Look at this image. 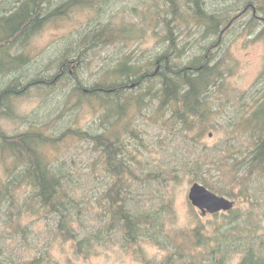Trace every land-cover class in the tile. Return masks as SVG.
Here are the masks:
<instances>
[{
	"label": "trees",
	"instance_id": "1",
	"mask_svg": "<svg viewBox=\"0 0 264 264\" xmlns=\"http://www.w3.org/2000/svg\"><path fill=\"white\" fill-rule=\"evenodd\" d=\"M55 1L0 0V75H8L15 80L12 85L0 91V100L7 96L8 99L17 96L28 87H48L46 83L51 84L50 82L58 79L67 80V85L72 86L71 95L75 96L77 106L82 102L90 104L97 116L95 125L86 129L69 127L63 135L82 139L98 152L92 165L95 168L101 167V181L106 186L97 203L108 221L90 235L79 238L75 227L78 223L77 215L82 209H89L91 201L78 200L77 188L71 180L65 161L51 157L45 151L46 146L53 147L61 139L53 137L40 127L30 126L25 131L8 135L0 126V157L5 169V177H0V226L11 218L14 210L17 211L24 205L36 212L57 215V232L63 237L76 239L80 250L81 246L90 247L93 241L98 240L101 231L105 234L117 231L128 241L135 240L146 224H157L161 213L143 215L139 212L132 213L129 209V182L136 176L124 139H128L130 135L137 136L135 119L153 101L157 104L151 116L161 119L162 113L170 111L165 122L172 128L178 127L179 132L189 135L199 127L192 138L194 141L200 133H213L215 125L212 121L216 118L224 119V116L220 114V108L212 106L210 99L212 93L216 92L217 80L224 76V68L221 61L214 54H209V51L221 44V34L229 31L243 16H249L247 24L251 31L260 21L264 22V0H142L138 6L130 9L127 8V0ZM117 2L127 5L125 12L131 11L129 14L132 22H114L119 12L112 9V5ZM217 4L219 5L216 6ZM82 6L91 8L94 15L86 22L85 28H82L79 39L62 48L63 52L60 51L59 56L53 60L56 67L54 66L52 74L41 75L34 71L32 75L37 78L31 76L23 83L21 79L31 75L23 72L30 65H36L33 63L36 61L31 58L32 54L27 50L29 39L45 22L62 18L73 8ZM149 27L154 28L156 33L160 27L165 30L161 35L162 47L158 54L142 60L136 53H124L104 71L101 69L93 83L85 85L81 81L75 83L72 80V72L75 73L73 70L82 67L85 61L82 57L86 52L104 49L118 42L127 44L133 36L144 34ZM181 27L186 28L187 35L200 36L198 44L201 49L204 47V53H197L188 57L187 61L184 60V56L188 54V45L193 41L178 38ZM260 33L264 34V26ZM262 84L256 87L257 92L254 90L251 109L234 111L223 124L225 132H240L250 140L246 146V154L234 163V177L240 180L241 195L249 197L252 209L247 212L248 216L244 220L240 221L239 218L242 217L239 216L230 225V235H226L235 237L236 241L245 245V255L240 264H264V238L255 235V226L249 221L258 203L252 197L256 195L259 179L264 176V83ZM8 93L15 95H7ZM202 167L204 164L200 160L193 164L191 170H194L196 177L204 175ZM153 176L160 179L162 175ZM198 180L215 192L230 195L222 186L209 184L203 177ZM22 186L28 189V196L23 204H17ZM162 209L163 213H167L170 207L164 203ZM18 212L14 214L16 217ZM195 233L197 242L200 243L203 233ZM220 241L219 239L217 244ZM218 248L221 250V245L213 248V251L220 252L216 250ZM44 263V255L28 261H15L6 256L0 246V264Z\"/></svg>",
	"mask_w": 264,
	"mask_h": 264
},
{
	"label": "rangeland",
	"instance_id": "2",
	"mask_svg": "<svg viewBox=\"0 0 264 264\" xmlns=\"http://www.w3.org/2000/svg\"><path fill=\"white\" fill-rule=\"evenodd\" d=\"M127 2L128 7L122 2L112 5V9L119 12L114 21L117 24L132 22L129 14L131 11L125 12V7L130 9L138 6L142 0ZM93 15L91 8L82 6L73 8L62 18L45 22L29 39L27 50L36 65H30L23 72L31 75L21 81L25 83L32 78L34 71L41 75L50 74L56 67L53 60L64 46L79 39V33H82V28H85L86 22ZM248 20L249 16L240 18L229 31L221 34V44L209 51V54H214L221 61L224 68V76L217 80L216 92L212 93L210 99L212 106L220 108V114L224 116V119L216 118L212 121L215 125L213 133H200L194 141L192 138L199 127L189 135L179 132L178 127L172 128L165 122L170 111L162 113L161 119L151 116L157 104L153 101L135 119L137 136L130 135L124 139L136 176L129 182L128 207L136 214L161 213L155 224L157 226L146 224L137 238L131 241L124 239L117 231L109 234L101 231L98 240L93 241L90 247L81 246L80 250L76 239L63 237L57 232V215L36 212L30 206L23 205L17 209V217V211L14 210L11 218L0 226L3 253L15 261H28L44 255V264H210L211 254H215L212 253L213 248L222 245L221 250L216 249L220 252L216 253L223 255L224 264H240L245 255V245L236 241L235 237L226 235H230V225L239 216L242 217L240 221L244 220L252 209L249 197L241 195L240 180L234 177V163L246 154L250 140L240 132H225L223 124L234 111L251 109L254 90L264 83V34L260 33L264 22L260 21L251 31ZM153 29L149 27L144 34L133 36L127 44L118 42L104 49L89 50L82 57L85 60L82 67L73 70L76 74L72 72V80L75 83L81 81L85 85L91 84L102 70L114 64L116 58L124 53H136L142 60L158 54L162 47L161 35L165 30L160 27L156 33ZM181 30L178 35L180 40L193 41L188 45V54L184 60L205 52L204 47L201 49L198 44L201 40L198 34L187 35L184 27ZM12 81H15L14 78L0 75V91L12 85ZM50 83L46 84L48 87H28L17 96L9 99L7 96L0 100V126L8 135L25 131L30 126L40 127L61 139L53 147L46 146L45 151L51 157L65 161L77 188L78 200L91 201L89 209H82L77 215L78 223L75 227L79 232L78 237L83 238L108 221L97 203L106 185L101 181V167L95 168L92 165L98 152L88 142L69 135L65 137L63 132L69 127L86 129L95 125L97 116L89 103L82 102L77 106L75 96L71 95L72 86L67 85L66 80L57 79ZM198 160L204 164V175L196 177L191 169ZM4 170L0 157V177H5ZM153 174L162 176L157 179ZM200 177L205 178L209 184L227 190L230 195L208 188L234 200L235 209L202 215L192 206L188 200V191L194 182L203 184L198 180ZM257 184L256 195L252 197L258 200L257 208L249 221L255 226V235L264 238V176ZM27 190L24 186L20 188L21 196L17 204H23L28 196ZM164 203L170 207L167 213L162 211ZM196 231L203 233L200 243L197 242ZM219 239L221 241L217 244Z\"/></svg>",
	"mask_w": 264,
	"mask_h": 264
},
{
	"label": "water",
	"instance_id": "3",
	"mask_svg": "<svg viewBox=\"0 0 264 264\" xmlns=\"http://www.w3.org/2000/svg\"><path fill=\"white\" fill-rule=\"evenodd\" d=\"M188 200L202 215L226 212L235 207L234 200L218 195L199 182L189 188Z\"/></svg>",
	"mask_w": 264,
	"mask_h": 264
},
{
	"label": "flooded vegetation",
	"instance_id": "4",
	"mask_svg": "<svg viewBox=\"0 0 264 264\" xmlns=\"http://www.w3.org/2000/svg\"><path fill=\"white\" fill-rule=\"evenodd\" d=\"M220 247V245H218ZM222 246V245H221ZM213 251L212 253H214ZM210 264H224L223 255L220 256V253L211 254V259L209 260Z\"/></svg>",
	"mask_w": 264,
	"mask_h": 264
},
{
	"label": "bare ground",
	"instance_id": "5",
	"mask_svg": "<svg viewBox=\"0 0 264 264\" xmlns=\"http://www.w3.org/2000/svg\"><path fill=\"white\" fill-rule=\"evenodd\" d=\"M18 47V46H17ZM21 51V50H20ZM22 53V52H21ZM23 55H24V53H23ZM26 56V55H25ZM19 65H21V64H19ZM69 66V65H68ZM78 78V77H77ZM39 79H40V77H39ZM68 79V78H67ZM45 81V80H44ZM67 81V80H66ZM68 82V81H67ZM77 82V81H76ZM93 83V82H92ZM19 84V83H18ZM47 84V83H46ZM85 86V85H84ZM82 87V86H81ZM12 90V89H11ZM12 96V95H11ZM195 263H196V261H195Z\"/></svg>",
	"mask_w": 264,
	"mask_h": 264
}]
</instances>
